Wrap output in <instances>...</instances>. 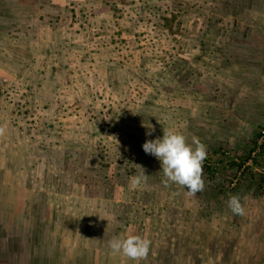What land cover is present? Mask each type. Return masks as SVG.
Returning <instances> with one entry per match:
<instances>
[{
    "label": "rangeland",
    "instance_id": "rangeland-1",
    "mask_svg": "<svg viewBox=\"0 0 264 264\" xmlns=\"http://www.w3.org/2000/svg\"><path fill=\"white\" fill-rule=\"evenodd\" d=\"M262 128L264 0H0V264H264V145L228 165ZM164 129L202 192L143 150Z\"/></svg>",
    "mask_w": 264,
    "mask_h": 264
},
{
    "label": "clouds",
    "instance_id": "clouds-1",
    "mask_svg": "<svg viewBox=\"0 0 264 264\" xmlns=\"http://www.w3.org/2000/svg\"><path fill=\"white\" fill-rule=\"evenodd\" d=\"M151 134V133H149ZM196 147L187 143L186 137L177 131L164 129L163 137L147 140L143 145L146 154H150L161 162L164 183H174L186 188L190 195L202 192L205 187L203 180V162L207 157L206 148L198 141ZM148 175L143 171L141 175L131 179V186L137 188ZM228 206L236 215H244L245 209L239 197H230ZM108 247L116 253L134 260H144L151 249V241L138 235H128L126 238H114L108 242Z\"/></svg>",
    "mask_w": 264,
    "mask_h": 264
},
{
    "label": "built area",
    "instance_id": "built-area-1",
    "mask_svg": "<svg viewBox=\"0 0 264 264\" xmlns=\"http://www.w3.org/2000/svg\"><path fill=\"white\" fill-rule=\"evenodd\" d=\"M256 143H257L256 149L251 152V156L247 159V161H245L244 165L241 166V169H240V172L239 173L242 172V170L244 169V167L246 165H250L251 166V163L253 161V158L255 157L256 150H258V148L260 147V145H262L264 143V128H262L260 130V132L258 133V137L256 139ZM262 170H263V174H264L263 167H261V170H259V171H262Z\"/></svg>",
    "mask_w": 264,
    "mask_h": 264
},
{
    "label": "trees",
    "instance_id": "trees-1",
    "mask_svg": "<svg viewBox=\"0 0 264 264\" xmlns=\"http://www.w3.org/2000/svg\"><path fill=\"white\" fill-rule=\"evenodd\" d=\"M262 145H264V143L262 144ZM263 147L260 145V149H262ZM263 150V149H262ZM244 163H245V161H242V163H234V162H230V163H228V165L229 166H236L237 168H240L242 165H244ZM245 168V167H244Z\"/></svg>",
    "mask_w": 264,
    "mask_h": 264
}]
</instances>
